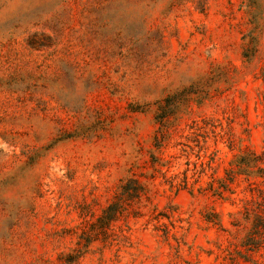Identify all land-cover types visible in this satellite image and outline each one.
<instances>
[{"label": "rangeland", "instance_id": "1", "mask_svg": "<svg viewBox=\"0 0 264 264\" xmlns=\"http://www.w3.org/2000/svg\"><path fill=\"white\" fill-rule=\"evenodd\" d=\"M263 67L264 0H0V264H264Z\"/></svg>", "mask_w": 264, "mask_h": 264}, {"label": "trees", "instance_id": "2", "mask_svg": "<svg viewBox=\"0 0 264 264\" xmlns=\"http://www.w3.org/2000/svg\"><path fill=\"white\" fill-rule=\"evenodd\" d=\"M261 78L264 83V67L261 70ZM160 124L162 127L164 126L163 119H161ZM238 167L237 174L245 175L249 178L256 177L260 180L257 185H262V187H253L250 189L251 192H257V197H252V199L247 202L243 211V221L250 225L248 233L242 242V246L245 247L247 252V256H243V259H245L246 262L255 263V260L253 259L254 254L260 252V250L264 248V147L260 153H250L241 157L238 161ZM230 173L233 172H229V174ZM231 177L230 181L233 182L234 176ZM129 183L136 185L135 193L132 197L139 198L140 193L144 190L143 186L134 179H130ZM254 185H256V183H254ZM127 189L128 186L124 185L122 192L117 196L115 203L109 206L104 212V215L98 219L91 230L82 233V236H80V243H78L79 248L75 250L73 255L68 256V263L77 261V259L83 254V247H87L92 242L97 241L100 236L108 234L112 222L118 220L119 217L124 214L125 208L122 205V199L127 197L124 193ZM239 225L240 223L235 224V226ZM231 261L232 264H239L236 263L235 260Z\"/></svg>", "mask_w": 264, "mask_h": 264}]
</instances>
